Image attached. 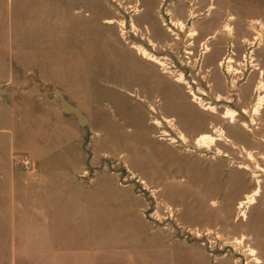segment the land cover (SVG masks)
Returning a JSON list of instances; mask_svg holds the SVG:
<instances>
[{
    "label": "rangeland",
    "instance_id": "obj_1",
    "mask_svg": "<svg viewBox=\"0 0 264 264\" xmlns=\"http://www.w3.org/2000/svg\"><path fill=\"white\" fill-rule=\"evenodd\" d=\"M255 20L264 0H0L1 115L21 116L16 138L62 161L39 127L45 113L59 119L48 105L57 90L86 118L73 114L71 128L88 153L77 175L94 187L95 264H264V109L245 115L218 100L237 87L247 101L239 77ZM234 52L237 75L224 62ZM24 96L26 112L12 101ZM203 134L220 137L205 146ZM8 230L3 206L0 264Z\"/></svg>",
    "mask_w": 264,
    "mask_h": 264
},
{
    "label": "crops",
    "instance_id": "obj_2",
    "mask_svg": "<svg viewBox=\"0 0 264 264\" xmlns=\"http://www.w3.org/2000/svg\"><path fill=\"white\" fill-rule=\"evenodd\" d=\"M48 21L43 20L44 29L50 25ZM13 75L11 71L6 79ZM16 93L14 97L29 92L21 89ZM6 100L0 94V208L5 207L10 223V230L3 234L7 238L5 264H95L94 187L77 175L86 168L88 153L76 150L78 134L71 128L73 114L65 112L61 102L53 98L47 103L59 109L58 121L46 113L39 120L42 141L63 151L59 157L62 161H54L58 158L55 153L56 158L36 152L37 146L30 147L16 138L12 121L18 122L21 116L14 115L13 110L5 117L1 115ZM12 101L27 111L26 97ZM34 123L37 125V121ZM22 154L32 158L33 169L22 166ZM262 246L263 242L257 245L260 249Z\"/></svg>",
    "mask_w": 264,
    "mask_h": 264
},
{
    "label": "flooded vegetation",
    "instance_id": "obj_3",
    "mask_svg": "<svg viewBox=\"0 0 264 264\" xmlns=\"http://www.w3.org/2000/svg\"><path fill=\"white\" fill-rule=\"evenodd\" d=\"M177 24L182 27V30L185 28V25L183 23L180 22ZM226 29L229 30L228 27ZM191 35H192V33L190 32L189 36H191ZM251 53H253V51ZM232 55H233V53H232ZM235 55H236L235 57L231 56V57H229V59L227 61L225 60L224 62H226V63L231 62V65H230L231 67H228V68H230V70H228V72L233 71V73H235L237 75V74L243 73V70L238 71V68H236V66L241 65L243 62L238 61L237 54H235ZM224 59H226V58H224ZM258 61L259 62H254L252 59V61L251 60L247 61L248 64L243 63V64H246L248 66V67H246V69L248 71H247L246 76L242 75L241 77H239V79L242 80V82H240L241 85L246 84V83H248V85H251L249 92L247 91L245 94L246 96H248L246 98L247 101H243L244 100L243 95H242V93L238 92L237 87L232 88V93H230L231 95H234L232 98L229 99L226 96V94L225 95L223 94L220 96V98H218V100L219 101H227L228 103H233V105L235 106V109H237V111H241L244 114L246 113L245 115H249V112H251V114L253 116L261 114L262 110L264 109L263 108L264 107V95L260 94V103L254 108V106L256 104L255 98L257 97V96H255V95H257V89H256L257 87H254V82L259 81L258 78L260 77L261 78V82L259 81L261 83L260 86H264V62L263 61L260 62V60H258ZM222 64H223V61L221 59H219L218 65L220 66ZM231 69H233V70H231ZM234 70H236V71L234 72ZM255 74H256V78L254 79L253 75H255ZM222 106L225 107L224 104ZM257 108H260L259 112L256 111ZM228 110H230V109H228ZM231 110H233L236 113L235 119L233 120V121H235L236 117H237V111L234 109H231ZM253 122H255L254 119H253ZM216 137L219 138L220 137L219 134H216Z\"/></svg>",
    "mask_w": 264,
    "mask_h": 264
},
{
    "label": "built area",
    "instance_id": "obj_4",
    "mask_svg": "<svg viewBox=\"0 0 264 264\" xmlns=\"http://www.w3.org/2000/svg\"><path fill=\"white\" fill-rule=\"evenodd\" d=\"M251 28L252 30L255 32V34L253 35V40L251 45H254V48H251V52L253 51V53H250V56L248 58L247 55L244 56L246 61H249L253 59L254 62H256L257 60H264V21L262 20H255L254 23H251ZM258 50H261L263 53V57L260 59H257L258 57L256 56V52H258ZM236 53H233V57H235ZM237 68V67H236ZM240 69H238L239 71ZM236 70H234L235 72ZM261 83H259V85L257 86V98H256V104L254 106V108L260 103V94L264 95V86H260ZM264 108V107H263ZM19 161L22 164V166L25 169H33V160L32 158L27 155V154H22L19 156Z\"/></svg>",
    "mask_w": 264,
    "mask_h": 264
},
{
    "label": "bare ground",
    "instance_id": "obj_5",
    "mask_svg": "<svg viewBox=\"0 0 264 264\" xmlns=\"http://www.w3.org/2000/svg\"><path fill=\"white\" fill-rule=\"evenodd\" d=\"M108 22L113 23L114 20H109ZM143 53H144V56L148 57L150 60L156 61L160 65H165V63L161 59H159L158 57H155L154 55H151L147 50H143ZM179 80L182 82L183 81V76L180 77ZM259 109L260 108H257L256 111L259 112L260 111ZM235 116H236V113L234 111H232V110H228L226 115H225V117L231 118L233 120L235 119ZM216 140H218L217 137L212 135V134H203L199 138V141L203 142L205 146H207L210 142L214 143ZM260 193H261V188L259 187L252 194H249L246 197L245 201H242L240 203V207L242 208L241 209L242 216H246L247 215L248 209L257 202V198L260 195ZM250 254L252 256H255V258H256L258 263L261 262V260L257 257V251L255 249H251V253Z\"/></svg>",
    "mask_w": 264,
    "mask_h": 264
},
{
    "label": "water",
    "instance_id": "obj_6",
    "mask_svg": "<svg viewBox=\"0 0 264 264\" xmlns=\"http://www.w3.org/2000/svg\"><path fill=\"white\" fill-rule=\"evenodd\" d=\"M56 98L60 100L61 106L65 112L76 115L81 124H83L86 121V118L84 117L82 112L78 108L69 104V102L65 99V97L63 96L60 90L57 91Z\"/></svg>",
    "mask_w": 264,
    "mask_h": 264
}]
</instances>
